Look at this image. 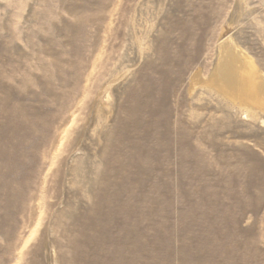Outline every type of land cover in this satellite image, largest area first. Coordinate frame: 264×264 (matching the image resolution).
<instances>
[{"label": "rangeland", "instance_id": "374dc122", "mask_svg": "<svg viewBox=\"0 0 264 264\" xmlns=\"http://www.w3.org/2000/svg\"><path fill=\"white\" fill-rule=\"evenodd\" d=\"M228 38L264 74V0H0V264H60L80 216L79 264H264V106L210 79Z\"/></svg>", "mask_w": 264, "mask_h": 264}, {"label": "bare ground", "instance_id": "6f19581e", "mask_svg": "<svg viewBox=\"0 0 264 264\" xmlns=\"http://www.w3.org/2000/svg\"><path fill=\"white\" fill-rule=\"evenodd\" d=\"M79 9L80 13L84 12L82 8ZM217 52V63L211 73L210 79L214 83H217L219 79L226 80L224 84H219L220 89L226 97L239 99L244 105L247 101H253L264 106V74L255 69L248 54L230 38L218 44ZM72 64L69 62L65 66L70 70L72 69ZM53 65L56 67V60L53 61ZM251 70L254 71V74H252ZM57 77L61 78L60 72H58ZM108 135H112L114 139L118 140L116 131L108 133ZM109 176V172L103 173V179L101 181L106 186H109L107 185ZM94 202H96L95 199ZM75 222V226L67 230L66 228L69 226L67 225L64 229L63 236H67L68 244L66 245V250L58 253V261L60 264H79L80 260L76 257L85 256L87 249L91 251L93 246L97 244L94 240H91L90 244L85 242L87 234L89 235L85 228L87 224L85 218L80 216V218L75 219ZM92 230V232L95 231L94 226H92ZM113 250L115 249L113 248ZM100 258L103 260V264H123L121 257L116 258L114 256L102 255ZM130 261L136 264V258H132ZM33 264H44L39 259L38 249L36 250V258Z\"/></svg>", "mask_w": 264, "mask_h": 264}]
</instances>
